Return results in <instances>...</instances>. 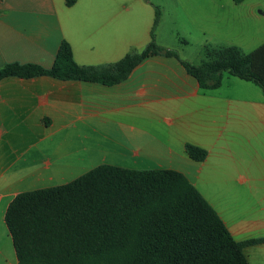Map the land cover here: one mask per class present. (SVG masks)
I'll list each match as a JSON object with an SVG mask.
<instances>
[{"label": "crops", "instance_id": "crops-1", "mask_svg": "<svg viewBox=\"0 0 264 264\" xmlns=\"http://www.w3.org/2000/svg\"><path fill=\"white\" fill-rule=\"evenodd\" d=\"M137 5L138 0H78L74 5L67 0H0V69L9 64L50 69L63 41L80 66H108L140 53L152 42L155 19L144 21ZM263 16L264 10L251 11L243 21ZM162 20L161 12L156 42L164 36ZM225 22L220 20L219 25ZM214 35L226 43L218 46L244 52L264 44V30L255 26L245 40ZM106 127H113L115 145L128 148L124 153L132 159L125 156L136 170H154L146 162L188 156V144L206 150L207 158L197 162L192 175L200 179L208 166L212 175L222 177L216 170L223 166L224 198L209 199L199 182L188 179L235 241L264 240V92L255 82L229 73L218 88H202L179 60L155 56L113 86L48 76L0 81V264H17L5 223L13 199L69 183L66 178L74 171L82 173L76 178L87 173L83 169L95 158L89 155L88 140L108 136ZM159 165L155 169L162 168ZM243 251L251 264H264V243L245 246Z\"/></svg>", "mask_w": 264, "mask_h": 264}, {"label": "trees", "instance_id": "trees-1", "mask_svg": "<svg viewBox=\"0 0 264 264\" xmlns=\"http://www.w3.org/2000/svg\"><path fill=\"white\" fill-rule=\"evenodd\" d=\"M78 0H67L69 5ZM241 4L245 0H233ZM152 42L108 66H80L63 41L50 69L36 64H9L8 77L48 76L113 86L125 81L148 58L180 61L202 88L215 89L223 75L255 82L264 92V44L246 53L235 46L205 47L206 60L195 66L175 50ZM189 158L203 162L207 151L186 145ZM5 223L17 264H251L218 213L188 177L171 169L136 170L100 165L75 180L16 196Z\"/></svg>", "mask_w": 264, "mask_h": 264}, {"label": "rangeland", "instance_id": "rangeland-1", "mask_svg": "<svg viewBox=\"0 0 264 264\" xmlns=\"http://www.w3.org/2000/svg\"><path fill=\"white\" fill-rule=\"evenodd\" d=\"M138 5L141 7V9H139V17L146 22L149 20L154 21L157 7L160 9L163 18L161 25L164 36L158 37L157 42L159 44H164L165 48L172 47V49L169 48L170 50H179L176 51L179 53L181 52L180 55L190 60L195 66L202 64V62L206 60V44L210 43L212 45L210 48L220 47L218 45H220L221 40L220 38H218V40L214 39V33L221 38L230 37L233 39L240 38L241 40H245L247 33L249 34L254 26L257 30H264V16L251 20L246 24L243 21V17L248 12L254 11L256 14H260L262 10H264V0H246L240 5L235 4L233 0H138ZM138 5L136 9L139 8ZM227 15H232L233 17L226 19L225 16ZM206 17L209 20H207ZM220 20L226 21L227 26H225L226 22L223 26H220ZM211 23L216 24V26L214 27ZM204 33H206V37ZM245 51L249 52L246 49ZM105 130V134L108 133V136L102 135V137L99 136L97 139L88 140L89 145L87 146L90 151L89 155L95 158L93 161H89L88 166L86 165L83 170L89 171L104 164L134 169L132 168L134 163L129 160L132 159V157L129 156L128 153H124L128 151V148L117 146L111 140L115 138L113 135V133H115L113 132V127H109L108 129L106 127ZM89 132L92 133L91 131ZM102 132H104V130ZM75 143L80 145L78 139H75ZM125 155L129 157V159H127ZM81 156L86 159L83 154H81ZM241 156L243 159L245 158L244 161L250 163L246 155L242 154ZM146 163L152 166L154 170L155 167L160 164L159 166L162 167L160 169H169V167H172L180 172H185V175L190 180L201 184V189L209 199L212 198V200L220 201L224 198L225 181L227 178L223 166L220 170H216V173L222 177L212 175L214 172L209 171L207 166L206 170L199 175L200 179H195L193 175L195 176V171L199 167V164L192 161L188 156L177 158L173 162L168 160ZM146 163L141 162L140 164ZM237 169H240V165H238ZM187 172H190L189 176ZM80 174L82 173L74 171L71 175L67 176L66 180L71 182L76 179L75 176ZM57 182V184H60V180H57ZM205 184L208 185L209 188L204 189L203 186ZM221 210H224V208H221ZM239 210L241 213V209ZM239 210L236 212L239 213Z\"/></svg>", "mask_w": 264, "mask_h": 264}]
</instances>
